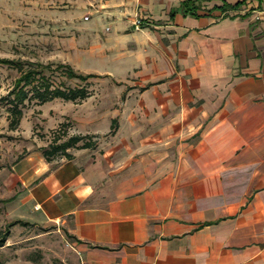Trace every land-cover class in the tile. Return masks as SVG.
<instances>
[{
    "label": "crops",
    "instance_id": "crops-1",
    "mask_svg": "<svg viewBox=\"0 0 264 264\" xmlns=\"http://www.w3.org/2000/svg\"><path fill=\"white\" fill-rule=\"evenodd\" d=\"M135 1L146 53L126 157L66 159L25 200L66 226L81 264H264V0L199 15Z\"/></svg>",
    "mask_w": 264,
    "mask_h": 264
},
{
    "label": "rangeland",
    "instance_id": "rangeland-1",
    "mask_svg": "<svg viewBox=\"0 0 264 264\" xmlns=\"http://www.w3.org/2000/svg\"><path fill=\"white\" fill-rule=\"evenodd\" d=\"M145 14L136 1L126 8V0H0V58L65 62L80 72L102 74L80 82L56 71V82L85 85L91 94L76 101L27 102L20 124L12 129L1 98L19 72L0 62V200H6L0 201V229L17 219L25 222L11 225L0 246V264H81L66 226L40 217L25 196L32 183L67 159L57 154L47 161L42 153L54 130L89 134L98 142L94 148H70L73 157L86 152L89 157H126L125 149L114 148L126 142L132 125L128 95L142 94V85L133 91L132 84L139 81L142 65L137 62L146 53V30L139 24ZM39 190L47 192L48 185Z\"/></svg>",
    "mask_w": 264,
    "mask_h": 264
},
{
    "label": "trees",
    "instance_id": "trees-1",
    "mask_svg": "<svg viewBox=\"0 0 264 264\" xmlns=\"http://www.w3.org/2000/svg\"><path fill=\"white\" fill-rule=\"evenodd\" d=\"M203 0H183L181 1L180 8L184 13L192 15H199L201 11H210L202 8ZM239 4L223 3L214 9H219L222 12L228 9L239 7ZM241 5V4H240ZM212 10V9H211ZM176 10H172V16L175 15ZM211 12V11H210ZM140 25H143L141 19ZM2 63H10L13 67H16L19 75L14 80L12 89L1 98L7 103V113L9 119V125L12 129L16 128L23 117L24 107L27 102L36 100L38 104H42L46 101L53 100L54 98H62L65 100H82L86 99L91 92L85 85L71 86L66 80H60L56 82L53 78V74L59 71L66 79H75L80 82H88L89 79L94 77H100L101 74L97 73H84L76 70L70 63L58 62V63H43L40 61H22L13 60L7 58H0ZM107 74V73H106ZM108 75V74H107ZM117 119L112 120V133L115 131V124ZM92 135L89 134H71L69 135L67 130L53 131V137L48 146L42 148V153L47 161H50L57 154L65 156L67 159H71L72 153L70 148H94L97 143L92 139ZM18 194L12 196L10 199H14ZM0 201H6L5 199ZM17 222H23L21 219H17L8 223L4 229H0V246L6 242L11 225ZM71 236V235H70ZM74 237V236H71ZM80 241V240H78Z\"/></svg>",
    "mask_w": 264,
    "mask_h": 264
},
{
    "label": "built area",
    "instance_id": "built-area-1",
    "mask_svg": "<svg viewBox=\"0 0 264 264\" xmlns=\"http://www.w3.org/2000/svg\"><path fill=\"white\" fill-rule=\"evenodd\" d=\"M141 21V20H140ZM139 24H140V22H139Z\"/></svg>",
    "mask_w": 264,
    "mask_h": 264
}]
</instances>
